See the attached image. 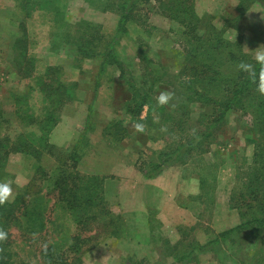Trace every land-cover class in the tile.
I'll return each instance as SVG.
<instances>
[{"label": "rangeland", "instance_id": "374dc122", "mask_svg": "<svg viewBox=\"0 0 264 264\" xmlns=\"http://www.w3.org/2000/svg\"><path fill=\"white\" fill-rule=\"evenodd\" d=\"M192 1L195 12L203 19V25L210 22L217 29L223 28L225 38L230 41L239 37L244 52L254 56L252 50L264 44V0ZM51 3L48 9L36 10L35 3L29 2L25 6L28 11H25L16 0H0V137H8L12 142L17 136L15 142L21 140L22 143L35 144V133L38 131L36 121L31 119L40 118L45 111L43 94L36 87L35 75L45 67L59 66L62 80L77 82L83 79L88 85V91L85 88L83 93L78 90L76 99L63 107L60 115L69 112L64 119L71 123V136L63 144H52V154L43 152L38 159L35 153L29 156L22 152H6L15 142L0 148V182H10L13 197L17 193L21 198L7 230L10 263L46 264L39 252L48 244L53 243L56 248L63 245L59 251L66 250L64 254H68L72 252L67 251L69 245L79 244V239H84L86 241L80 243L78 252L68 257V264H251L249 258L236 250L240 248L237 241L231 243V240L224 239L217 243V251L226 247L225 252L223 249L215 252V244L198 248L240 221L237 210L230 207L229 195L237 184L236 177L245 172L242 165L250 161L253 152L254 144L248 140L253 136L247 132L252 126L251 116L240 108L233 109L219 123L215 120L216 112L198 115L200 105H192L191 114L183 115L179 111L172 115L183 119L181 127L174 129L169 124L172 117L167 115L163 124L158 125L157 131L160 132L157 134L158 115L155 113L149 131L152 141L143 135L133 136L127 146L132 151L127 152V148L124 152L120 151L121 141L111 143L102 139L103 125L98 124L95 131L87 130V125L91 120L90 114L99 120L112 116L113 119H121L125 127L135 130L137 121L126 120L122 111V96H130V90L126 92L125 84L120 88L115 85L117 81L123 82L117 77L119 71L113 68L106 69L103 75L96 78L98 60L86 58L80 61L65 40L67 33L80 27V20L99 25L100 30L111 37L118 16L111 10L91 6L85 0H53ZM155 6L156 0H147L142 6L147 19L145 31L137 25L127 26L128 33L122 35L113 47L121 67L133 77H139V82L142 80L140 69L148 65L141 60L142 51L160 72H165V81H174L173 76L180 72L183 62L177 28L169 19L157 14ZM230 23L235 24V28H226ZM148 69L151 70L149 66ZM94 85L99 87L95 93L91 90ZM172 90L173 85L167 82L156 83L153 97L157 100L162 91ZM107 95L116 97L115 104L109 101ZM93 96L95 101L91 109L86 102ZM144 114L145 106L140 115ZM19 115H24V119H19ZM25 115L32 118L26 119ZM165 122L168 124L164 125ZM170 127L174 131L168 132ZM59 128L57 133L62 134L63 128ZM209 129L213 133L207 136ZM161 131L168 135L167 143L181 144L183 148L193 146V149L190 160L170 165L176 168L162 169L165 170L157 179L162 183L165 198L156 201L153 207L145 206L146 183L140 165L145 167L150 158L156 159L157 152L164 146V140L159 137ZM84 135L96 142L101 156L107 157L105 146L107 155L109 146H114L113 152H110V155L114 154L113 161L125 164L124 169H118L117 166L111 168L112 163L106 171H111V174H97L104 181L101 182L102 192L95 200L98 202L97 209L93 207L98 216L104 217L106 213L108 216L104 218L108 220L116 216L115 219L123 220L125 225L132 224L130 232H125L120 238L106 237L108 229L102 230L101 226L107 223L82 218L86 210L92 216L93 208L84 211L77 208L75 212L67 209L53 187L52 177L57 173V165L63 163L73 148L82 145ZM132 143H137L136 147ZM75 144L77 146L73 147ZM98 159L103 161V158ZM74 160L75 157L69 158L66 164L71 165ZM82 161L81 164L78 161V169L86 174L87 178H84L89 182L90 174L95 171L89 162L82 164ZM37 167L46 174L37 171ZM201 175L206 179L204 183L200 181ZM180 177L185 178V192L179 186ZM69 187L73 189V186ZM156 195V200H159L161 193ZM151 202H154L153 198ZM145 222L150 233H147L146 226L144 228ZM139 225L143 227L137 231ZM127 229L129 227L126 226ZM181 240L186 246L196 247L193 259L188 262H176L178 249H171ZM256 246V242L248 245L250 250ZM61 259L66 258L62 255Z\"/></svg>", "mask_w": 264, "mask_h": 264}, {"label": "trees", "instance_id": "16d2710c", "mask_svg": "<svg viewBox=\"0 0 264 264\" xmlns=\"http://www.w3.org/2000/svg\"><path fill=\"white\" fill-rule=\"evenodd\" d=\"M16 1L25 11H28L25 6L29 5V2L35 3L36 10L48 9L52 6L51 2H53V0ZM85 1L100 10H111L117 14L115 32L113 36H107L100 30L99 25L80 20L78 23L80 27H76L71 32L72 34H66V43L70 45V51L78 56L80 61L86 58H96L98 60L96 78L103 75L106 69L112 70L111 68H113L119 71L117 77L123 83L117 81L115 85L120 88L121 85L125 84L128 87L125 88L126 92L129 89L131 93L130 96H122L123 115L132 120L135 119L138 124L143 125L144 131H151L150 125L154 123L152 119L155 113L158 115V122L155 126L156 131L159 128L158 125L163 124V120L167 119V115L172 117L169 124L174 129L181 127L183 119H177L172 115L177 114L179 111L183 112V115H189L191 114L190 107L198 104L201 107L198 115H212L213 112H216L215 120L219 123L225 117V114L233 109L240 108L251 116L252 126L251 129H247V132H250L253 136L248 139L249 142L254 144L253 152L250 161L244 162L246 164L242 165L245 172L242 173V176L237 175L241 178L236 177L235 183L237 184L234 185L229 195L230 207L237 210L240 221L238 224L221 231L216 237L198 248H207L209 245L215 244V252L220 249L225 252L227 251L226 247L220 248L219 246L220 249L217 251V243L229 239L231 243L238 242L240 248L237 247L236 250L241 251L244 257L249 258L251 264H264V95L256 91V85L249 81L246 74L237 72L235 69V65L241 60L254 63L253 56L242 50V41L239 37L230 41L225 38L223 28L217 29L210 22L203 25V19L195 12L192 0H156L155 12L169 19L177 28L180 35L183 62L180 72L173 76L174 81H165V72H160L159 68L155 67L151 59L142 51L141 60L148 63V65L145 69L144 65L142 70L140 69L142 80L139 82V77H133L121 67V62L114 53L113 47L122 35L128 33L127 26L137 25L143 31L146 30L144 29L147 26L146 12L142 6L146 4L147 0ZM230 24L226 28H235V24ZM147 33H150V29H147ZM16 61L21 63L20 60ZM148 66L151 70L148 69ZM95 82L97 83V81ZM159 82H167L171 86L173 85L171 92L174 94L173 99L163 106L158 104L153 97V90L156 83ZM35 84L43 94L45 103V111L40 118L25 115L26 119L32 118L31 120L36 121L38 133H35V144L26 141L22 143L21 140L15 142L17 136L11 142L8 137L3 136L0 137V148L15 142L6 152H22L29 156L35 153V158L39 159L43 152L52 154L50 149L54 147L49 142V134L59 120L63 107L76 99L78 83L62 80L60 67L50 65L45 67L41 73L35 75ZM144 106L145 114L140 117ZM18 117L24 119V115ZM167 124L168 122L164 123V125ZM174 129L170 127L167 130L171 132ZM159 132L157 131V134ZM212 133L213 130L209 129L207 136ZM126 136L127 128L123 125L121 119L110 120L102 128V139L111 143L119 142ZM159 137L164 140V146L157 152L156 159L150 158L145 162V167L140 165L142 173L148 177L160 173L164 166L185 162L187 159L190 160V152L193 146L183 148L181 144L167 143L168 135L163 131H161ZM77 144L73 147H76ZM83 148L84 146L81 148V144L73 148L72 153L63 160V163L57 165V170H55L57 173L52 177L54 180L53 187L56 189L59 199L64 201L65 207L71 212H75L77 208L83 211L86 208L92 209L94 207L97 209L98 202L95 200L102 192L101 182L104 181L103 177H99L95 173L90 174V181L87 182L88 179H85L87 178L86 174L78 169L77 163L81 158L80 154H83L81 151ZM74 157L75 160L72 164L70 163L71 165L66 164L69 158L74 159ZM69 166H71V171L68 170ZM37 171L45 172L40 167H37ZM204 180H206L205 177L201 175L200 181L204 183ZM69 185L73 186V189ZM20 201L21 198L16 193L12 200L0 205V228L6 232ZM94 208L91 211L92 216L88 215L86 210L82 218L86 217L102 224L107 223L101 226L102 230L108 229V232L105 233L106 237L120 238L127 232V224L125 225L123 220L115 219L116 216L112 220H108L104 218L108 216L106 213L103 214L104 217L102 215L98 216L99 213ZM79 241L83 243L86 240L79 239ZM182 242L181 240L171 248L172 250L178 249L175 255L176 262H188L191 258L193 259L192 255L196 250L195 245L189 247L190 244L186 246ZM253 242H256L257 246L255 249L250 250L248 245ZM80 243L69 245L68 248L70 249L67 251L72 252L68 254H64L66 250L59 251L63 245H58L60 247L56 248L53 243L48 244L39 253L46 264H51L53 261L57 262L53 264H68L70 263L68 257L78 252ZM8 246L7 240L0 242V248H3V251L0 252V264H11V254ZM62 255L66 259L62 260ZM255 255L256 257H254ZM70 258L73 259L74 257ZM76 259L80 260V258Z\"/></svg>", "mask_w": 264, "mask_h": 264}, {"label": "crops", "instance_id": "0c3cea01", "mask_svg": "<svg viewBox=\"0 0 264 264\" xmlns=\"http://www.w3.org/2000/svg\"><path fill=\"white\" fill-rule=\"evenodd\" d=\"M77 83H78L77 93H78V90H80V92L83 93L84 92V88L86 89V91H88V85L84 83L83 79H78ZM98 89H99V87L97 88V86H95V85L91 87V90L94 93H95V90H98ZM107 96H108V98H110L109 95H107ZM87 100H88L86 102L87 106H90V108L92 109L93 103L95 101V96H93L91 99H87ZM115 100L117 101L116 97L114 96L113 98H110L109 101L110 102L112 101V104H115ZM65 115H69V112L66 113V114H64V112H63V114L60 115V118L57 121V123L52 128V130H51V132L49 134V142H50V144H54V145L55 144L56 145L63 144L65 142H67L69 137L71 136V134H70L71 123L65 121V119H64ZM143 116L144 115H140V117H143ZM89 117L91 118V120L90 119L88 120L87 130H91V129H94L95 127H99L98 124L104 126L108 121L113 120L112 116H108L106 118L100 119L101 122H100L99 119L96 118L95 115L90 114ZM123 117L126 118V120L127 119L130 120V118L128 116H126V115H123ZM59 127L63 128L62 134L57 133L58 130L60 129ZM80 131H84V129L80 130ZM93 131H95V129ZM138 135H143V136L147 137L148 140L152 141V139H150V132L149 131L140 132V131H137L136 129L135 130H130L129 128H127V136L121 140V146H119L120 151L124 152L125 149L127 148V146L129 145V143L131 142L129 140H131L133 136H138ZM87 136L84 135L85 141L81 145V148L84 146V148L81 150L83 152L82 155L84 156V157L81 158L84 161V162L82 161V164H84V163L88 164V162H89L90 165L93 167V171H95L93 173H95V174H109V173L111 174V171H109L108 173L106 171L109 168V166H111L112 163L113 164H112L111 168L113 166H117L118 169H124L125 168V164H122L120 161L118 163H116L117 161H115V159L113 161L114 154L110 155V152H113V147L114 146H109L108 155L106 153V146H105L104 153H105V155L107 157L101 156V155L98 154L99 150L97 149L96 142L92 141L90 136H88V137ZM69 141H71V139ZM133 145L136 147L137 143H136V145L135 144H133ZM135 147H133L134 151L136 150ZM131 151L132 150L127 148V152H131ZM135 152H134V154H135ZM98 158H103V161L99 160ZM81 159L79 160V163H80ZM77 166L79 167V164ZM163 168L172 169V168H176V167L168 165L166 167H162V169ZM164 170H161L160 173H158V174H156L155 176H152V177L145 176L144 173H142L140 171L141 174H142L143 181L146 183V190H145V193H144V197L147 200L145 201V206L149 205V206L153 207V205L156 204V201H161V200H163L165 198V194H164L165 192L162 189V183L160 181H158L159 179H157L158 176H160L162 174V171H164ZM184 181H185V178L180 177L179 186L182 188L183 192H185V190L183 189V187L185 186ZM186 187H187V185H186ZM158 192L161 193V195H160V199L156 200V196H157L156 193H158ZM152 198H153L154 202H151ZM190 200H191V198H190ZM187 202L189 203V198L187 199ZM179 204H182V203H179ZM173 206L176 207L174 204H173ZM135 212H137V211H135ZM147 216H148L147 213H145L144 217H145L146 221H147V219H146ZM144 224H145L144 228H145V226L147 228V233L148 232L150 233L149 225L147 224V222H145ZM131 225H127V228L129 227V229H127L128 232H130V227H132ZM142 227H143V225H139L137 231L140 228H142ZM128 236L130 238H132V237L133 238H138V237H135L133 235H128Z\"/></svg>", "mask_w": 264, "mask_h": 264}, {"label": "clouds", "instance_id": "9594fccd", "mask_svg": "<svg viewBox=\"0 0 264 264\" xmlns=\"http://www.w3.org/2000/svg\"><path fill=\"white\" fill-rule=\"evenodd\" d=\"M254 53V63H250L244 60L239 61L235 65L237 72L246 74L249 81L256 85V91L264 95V44L258 46L252 50ZM173 93L168 91H162L157 97V102L161 106L166 105L173 99ZM137 131L143 132L144 126L137 124L135 125ZM13 198V188L10 182H0V205H4ZM8 239V233L0 228V242H4ZM3 248H0V252Z\"/></svg>", "mask_w": 264, "mask_h": 264}]
</instances>
